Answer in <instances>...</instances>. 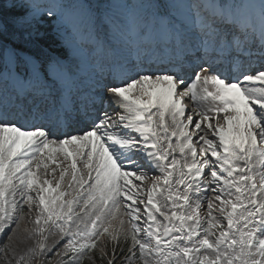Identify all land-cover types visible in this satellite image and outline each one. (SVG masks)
<instances>
[{"label": "snow or ice", "instance_id": "6c2138e0", "mask_svg": "<svg viewBox=\"0 0 264 264\" xmlns=\"http://www.w3.org/2000/svg\"><path fill=\"white\" fill-rule=\"evenodd\" d=\"M255 16L250 0H0L3 264L96 249L105 264H264V0L258 37ZM69 18L174 55L72 96L45 29ZM14 237L33 243L17 254Z\"/></svg>", "mask_w": 264, "mask_h": 264}, {"label": "rangeland", "instance_id": "374dc122", "mask_svg": "<svg viewBox=\"0 0 264 264\" xmlns=\"http://www.w3.org/2000/svg\"><path fill=\"white\" fill-rule=\"evenodd\" d=\"M255 17H256V16H255ZM69 20L72 22V24H73L74 26H77L78 22L74 21V20L71 19V18H69L66 22H68ZM71 33H72L71 30L68 31V35L71 34ZM74 66H76V63H73V64H72V68H73ZM88 71H90V69H89V68H86V72H88ZM86 72H84L83 75H85ZM58 83H59V82H58ZM62 84H63V85H66V82H63V81H62ZM62 90L65 91V92H67L68 87H67V86H64V89H62ZM190 107H191V108L193 107V105H192L191 102H190ZM59 157H60V158H59ZM57 158H58L59 161H63V160H64L62 154H58V157H57ZM64 161H65V160H64ZM66 163H67V165H68L70 162H69V161H66ZM67 165H66V166H67ZM53 166L55 167V165H51V167H53ZM78 166H79V164H78ZM82 170H83V169H82ZM58 171H59V170H58ZM68 179H69V177H68ZM25 209H27V206H25ZM26 213H27V211H26ZM32 215H34V213H33ZM30 221H31V216L28 215V214H26V215H25V218H24L23 220L20 221V229H19L18 232H17V236L22 237V236L24 235L23 230H24L25 228H31V227H32V224H31ZM14 228H15V227H14ZM5 239H6V237H5ZM5 239H4V241H5ZM32 243H33L32 241H28L27 243L18 242L17 239H16V237H14L13 240L10 242V246H11V247H14L16 253L19 254V253H21V252H22L27 246L31 245ZM109 247H110V246H109ZM96 256H97V257H100L99 249H97L96 255H93V260H88V261H89V264H94V263H95V261H96L95 258H97ZM37 258H38V257L33 258V260H32V264H42L43 260L47 259L46 257H41V259L39 260V263H37V262H36V261L38 260ZM57 258H58V257H56L55 260H57ZM3 259H4V250H3V248L1 247V248H0V264H3ZM8 259H9V260H12V261H13V264H14L15 258H14L13 253H12L11 251H9V253H8ZM55 260L52 261V264H55Z\"/></svg>", "mask_w": 264, "mask_h": 264}, {"label": "trees", "instance_id": "16d2710c", "mask_svg": "<svg viewBox=\"0 0 264 264\" xmlns=\"http://www.w3.org/2000/svg\"><path fill=\"white\" fill-rule=\"evenodd\" d=\"M49 33V32H48ZM49 43L51 45V50H54L53 47L56 45V41L55 39L51 36V34L49 33ZM55 51V50H54ZM96 255V254H94ZM97 257V256H96ZM95 263L94 264H105V261H102L99 257L95 258ZM83 264H89L88 259L83 263Z\"/></svg>", "mask_w": 264, "mask_h": 264}, {"label": "bare ground", "instance_id": "6f19581e", "mask_svg": "<svg viewBox=\"0 0 264 264\" xmlns=\"http://www.w3.org/2000/svg\"><path fill=\"white\" fill-rule=\"evenodd\" d=\"M62 156H63V155H62ZM59 158H60V157H59ZM58 161H59V160H58ZM63 162H64V166H66V165H67L66 161L63 160ZM53 167H54V166H53ZM26 214H27V213H26Z\"/></svg>", "mask_w": 264, "mask_h": 264}]
</instances>
